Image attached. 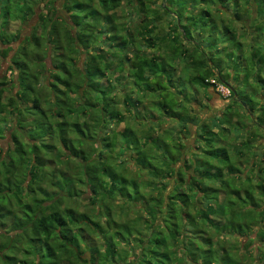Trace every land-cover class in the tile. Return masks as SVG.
I'll return each mask as SVG.
<instances>
[{
  "label": "trees",
  "instance_id": "trees-1",
  "mask_svg": "<svg viewBox=\"0 0 264 264\" xmlns=\"http://www.w3.org/2000/svg\"><path fill=\"white\" fill-rule=\"evenodd\" d=\"M62 10L0 0V264H264V0Z\"/></svg>",
  "mask_w": 264,
  "mask_h": 264
},
{
  "label": "rangeland",
  "instance_id": "rangeland-1",
  "mask_svg": "<svg viewBox=\"0 0 264 264\" xmlns=\"http://www.w3.org/2000/svg\"><path fill=\"white\" fill-rule=\"evenodd\" d=\"M56 9H57V13H58V15H61V16H66V13L62 10V5H63V3L65 2V0H48ZM43 4H41V6H42ZM125 5V4H124ZM123 5V7L120 9V14H121V20L122 21H125V20H129V10L126 8V6H124ZM40 6V7H41ZM37 11H41L40 10V8H38V10ZM36 21H37V19H36V16H34V17H32L29 21H27L24 25L22 24H20V22L19 21H14V22H11V27H9L10 29H12V30H16V29H20L21 30V34L22 35H25V34H27V33H29L30 32V29H31V27L33 26V24H35L36 23ZM166 27H167V24L166 23H164L163 24V30L162 31H165V29H166ZM11 32V31H10ZM15 45H17V43L15 42L14 43V46ZM47 61H49V60H47ZM6 66H7V63H3L2 64V67H1V70H0V76H2V74L4 73V71H5V69H6ZM9 74V72H7L6 73V75H8ZM250 86H252V87H255V84H253V83H251L250 82ZM251 92H249V94H250ZM211 101H212V107H213V110H215V111H218L221 107H223L224 106V104L225 103H227L226 101V99H224V98H222V97H220L218 94H217V92L214 90V92H213V98L211 99ZM223 110H221V112H222ZM221 118H215L214 120H220ZM209 121H206V123H208ZM163 125H169V126H172L173 125V127H175V124H173L172 122H164L163 123ZM1 129H2V131H7V129H8V127L6 126H1ZM193 129V128H192ZM211 130L212 131H214V132H217V130H219V128H218V126H213V122H212V120H211ZM166 135V134H165ZM193 139V133L191 134V136L189 137H187V139H186V141H187V144L190 146V145H192L193 144V142H194V140H192ZM189 140V141H188ZM230 140V139H229ZM8 142H10V138H9V132H7V135H6V138L4 139V140H2L1 142H0V145H2L4 148H6L7 146H8ZM120 157V156H119ZM119 160H123V159H121V158H118ZM118 161V160H117ZM125 165H126V168L127 169H129V173H131V174H134V173H132V172H136V168H134V166L133 165H131V164H127V162L126 163H124ZM146 178V174H140V175H138L137 176V179L139 180V181H144V179ZM171 187V186H170ZM88 194H86L85 196H87ZM116 201H118L119 202V200L117 199ZM83 203H86V202H83ZM246 239H244V241H245ZM254 246V245H253ZM255 246H256V242H255ZM137 249H133V253H135L134 251H136ZM128 254H127V252H122V258L121 257H119V258H117V260L118 261H120V263L122 262V261H124V258L127 256ZM264 258V257H263Z\"/></svg>",
  "mask_w": 264,
  "mask_h": 264
},
{
  "label": "crops",
  "instance_id": "crops-1",
  "mask_svg": "<svg viewBox=\"0 0 264 264\" xmlns=\"http://www.w3.org/2000/svg\"><path fill=\"white\" fill-rule=\"evenodd\" d=\"M10 24H9V27H11ZM9 30L11 32L15 31V30H12L10 28H9ZM213 92H214L213 88L210 87V88H208V89H206L204 91L199 92L196 95V99L197 100L190 101V105L193 107V109H194V111L196 113V116L200 117L201 121H206L207 119L212 118L213 116H215L218 113H220V111L223 108V107H221L218 111L213 110L214 106L212 107L213 104H212V101H211V99L213 98ZM187 102H188V100H187ZM173 124H175V123H173ZM189 127L191 129V133H193V139L192 140H194V137H195V126L190 124ZM175 128H177V125H176Z\"/></svg>",
  "mask_w": 264,
  "mask_h": 264
},
{
  "label": "built area",
  "instance_id": "built-area-1",
  "mask_svg": "<svg viewBox=\"0 0 264 264\" xmlns=\"http://www.w3.org/2000/svg\"><path fill=\"white\" fill-rule=\"evenodd\" d=\"M210 82L215 85V90L218 91L222 97L228 98L230 96V90L226 85L218 83L215 79H210Z\"/></svg>",
  "mask_w": 264,
  "mask_h": 264
}]
</instances>
